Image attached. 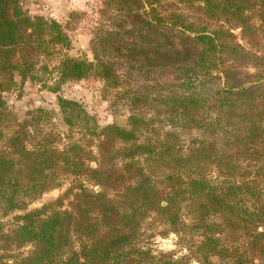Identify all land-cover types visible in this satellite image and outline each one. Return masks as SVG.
<instances>
[{"label":"trees","instance_id":"16d2710c","mask_svg":"<svg viewBox=\"0 0 264 264\" xmlns=\"http://www.w3.org/2000/svg\"><path fill=\"white\" fill-rule=\"evenodd\" d=\"M102 15L95 63L59 59L58 84L90 76L116 84L117 75L145 84L125 87L127 128L102 130L89 168L80 146L59 151L51 139L28 150L23 126L5 138L2 94L68 39L20 0H0V212L24 210L71 175L88 184L19 216L9 232L0 224V259L13 258L0 264H264V0H104ZM161 75L170 79L151 78ZM141 103L164 110L153 137ZM154 217L185 254L143 245ZM26 246L14 260L10 252Z\"/></svg>","mask_w":264,"mask_h":264},{"label":"rangeland","instance_id":"374dc122","mask_svg":"<svg viewBox=\"0 0 264 264\" xmlns=\"http://www.w3.org/2000/svg\"><path fill=\"white\" fill-rule=\"evenodd\" d=\"M20 2L21 8L31 19L55 21L68 39V46L48 50L46 52L48 55L40 57L41 62L26 80H22L20 75H15L13 87L2 94L6 104L1 125L4 136L6 139L9 138L19 126H23L30 137L26 144L28 150L36 143L42 144L51 139H54L52 147L59 151H65L73 145L80 146L88 157L86 166L95 168L93 159L97 158V145L102 130L108 126L127 128L132 107L126 97L125 89L136 88L144 91L139 87H143L145 83L134 75L135 80L130 81V85L126 86L123 78L116 74L118 79L116 84L104 83L102 79L94 76L58 84L59 59L68 57L95 63L94 41L108 27V22L102 15L104 0H20ZM119 65H122L121 61ZM151 78L162 82L169 80L170 76L161 75ZM58 85L59 87L56 88ZM167 89L161 86V93ZM65 103L75 104L77 111L73 112L71 105L66 107ZM138 108L142 113L141 117L155 122L148 134L149 137H153L160 129L164 110L159 106L145 107L143 103L138 104ZM166 130L172 131L170 128ZM197 135L199 134L193 132L182 134V144L187 145L191 138ZM85 180L83 175H71L60 188L43 193L37 200L30 202L24 210H17L7 215L0 212L3 232H9L20 225L17 219L19 216L53 203L70 187L80 183L86 184ZM93 190L98 192L99 188L95 187ZM71 200L70 196L64 201L63 209L69 207ZM164 233L168 234L163 236ZM142 236L143 245L153 251L172 252L177 256L186 253L180 239L168 232V227L155 217L145 221L142 226ZM31 250V246H26L10 254L14 255V260H18L27 256ZM1 255L3 254L0 251ZM0 260L11 262L13 258Z\"/></svg>","mask_w":264,"mask_h":264}]
</instances>
